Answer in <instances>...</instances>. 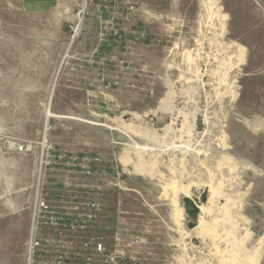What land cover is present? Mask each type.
I'll list each match as a JSON object with an SVG mask.
<instances>
[{
    "label": "rangeland",
    "instance_id": "rangeland-1",
    "mask_svg": "<svg viewBox=\"0 0 264 264\" xmlns=\"http://www.w3.org/2000/svg\"><path fill=\"white\" fill-rule=\"evenodd\" d=\"M136 1L139 11L116 21L122 29L145 28L150 35L128 42V50L124 43L103 44L105 65L93 56L100 30L97 7L87 6L88 49L77 47L80 37L70 55L85 53L90 60L84 68L94 95L89 99L86 92L87 111H54V99L34 90L49 83L54 91V16L69 37L65 54L69 27L84 0H60L57 9L45 12L27 9L23 0H0V264H27L38 189L53 198L54 188L65 182L79 196L102 203L88 234L103 233L108 251L137 257L136 264H264V131L243 121L264 119V0H219L211 24L204 0ZM8 38L9 48L1 44ZM187 50L197 58L193 64L186 60ZM220 54L237 65L232 90L216 98L213 87L222 92V86L214 84L217 77L205 65ZM102 73L121 85L100 93L96 79ZM177 116L185 125L181 138L172 139L170 122ZM109 119L130 120L144 135ZM16 142L29 150L17 151ZM54 147L56 153L99 156L105 176L85 177L67 165L54 169ZM222 153L241 163L220 170ZM142 164L158 169L163 182L137 173ZM189 182L192 194L198 196L202 187L208 193L193 228L173 189L174 183L181 191ZM134 235L143 241L132 246Z\"/></svg>",
    "mask_w": 264,
    "mask_h": 264
},
{
    "label": "built area",
    "instance_id": "built-area-1",
    "mask_svg": "<svg viewBox=\"0 0 264 264\" xmlns=\"http://www.w3.org/2000/svg\"><path fill=\"white\" fill-rule=\"evenodd\" d=\"M90 4L97 7L99 14V41L93 54L94 57L99 58V64H106L105 57H101L103 44L115 48L116 45L124 43L123 47L128 50L132 48V45L146 40L150 35L145 28L122 29L116 21L119 17L127 20L139 11L138 1L84 0L76 19L69 27L70 43L63 55L61 66L67 59L76 56L70 55V48L83 34L85 11ZM128 36L130 39H127ZM88 61L90 60L84 58L74 68L83 69ZM96 81L100 93L121 85L120 80L109 81L103 73L98 75ZM86 92L89 99L94 95L90 88ZM153 92V89L149 91V93ZM15 148L19 152L29 150L26 144L20 142L15 143ZM53 159L54 169L67 165L72 168L69 171H74L73 168L79 169L85 177L96 173L100 177L105 176V172L101 169L102 161L99 156H79L64 151L54 153ZM97 188H99L98 185ZM82 194L79 196L68 182H65L63 187L54 189L53 198L49 197L43 188L38 189L34 199L32 226L27 241V264H128L124 262L125 259H130L131 264L137 263V257L125 255L117 249L108 251L103 233L88 234L96 227L103 207L99 199ZM116 239L119 243L122 241L119 234ZM142 241L141 236L134 235L128 244L133 246Z\"/></svg>",
    "mask_w": 264,
    "mask_h": 264
},
{
    "label": "crops",
    "instance_id": "crops-1",
    "mask_svg": "<svg viewBox=\"0 0 264 264\" xmlns=\"http://www.w3.org/2000/svg\"><path fill=\"white\" fill-rule=\"evenodd\" d=\"M60 3V0H23V4L27 9H33L35 11L37 10L40 12L48 11L53 7L55 10L60 6ZM58 25V17L54 16V91L52 92L49 90V83L45 84L44 86L43 84H41V87L34 91L38 90L42 94V98L44 96L45 99L48 98L51 102L52 99H54V111H87L85 106L86 91L89 84L88 77L86 75L87 72L85 68H74L75 65L79 64L81 60L85 58L86 55L85 53H77V56L74 55L75 57H73L76 58L77 62L74 63L71 60V63L69 59L70 62L65 64V68L61 66L62 56L64 54L66 43L69 37L66 35L65 32L59 29ZM84 36V34L81 36L80 40L78 41L79 44L77 45V47H80L81 50H84L85 48L88 49L84 43ZM12 42L13 40L8 38L3 40L1 44L9 48V45ZM83 50L82 52H84ZM28 53L29 54L27 57L29 61L31 57V52L28 51ZM71 93H74V95L76 96V101L78 102H73V96ZM65 100H71L73 103L64 104L60 102ZM48 109L49 111H52L51 107H48L47 111ZM55 116L67 117V115H61L54 112V117ZM54 153H56L55 147ZM55 182L57 181H54V184ZM63 186L64 185H61L60 187Z\"/></svg>",
    "mask_w": 264,
    "mask_h": 264
},
{
    "label": "bare ground",
    "instance_id": "bare-ground-1",
    "mask_svg": "<svg viewBox=\"0 0 264 264\" xmlns=\"http://www.w3.org/2000/svg\"><path fill=\"white\" fill-rule=\"evenodd\" d=\"M205 8L207 9L208 11V16H209V22L211 24V21H213V19H215V16L217 14V9L219 7V0H204L203 2ZM207 14V13H206ZM203 19V18H202ZM201 19V20H202ZM202 22V21H200ZM213 23V22H212ZM201 24V23H200ZM214 24V23H213ZM212 24V25H213ZM216 24V23H215ZM214 30H218L217 28H213ZM215 34V33H214ZM216 43L215 44H218V37L216 36ZM214 39V40H215ZM213 40V41H214ZM212 42V41H211ZM203 44V43H202ZM199 46V45H198ZM198 52V51H197ZM186 55V60L188 62V64H193L197 58H195L194 56V53L191 52V51H186L185 53ZM197 56H200L199 52L197 53ZM202 57V56H201ZM184 58V57H183ZM201 60V59H200ZM211 60H213L211 62ZM216 64V65H214ZM236 65L237 63L233 61V59L231 58H226L224 56H222L221 54L219 56H210L207 60V63H206V68H205V71L206 72H209L211 75H213L214 77H217L216 79H212L213 81L215 80H218V82H214V84H219L222 86V92H219V91H215V87H213V92L215 94V97H219L220 94L222 95H228L230 93V91L232 90V71L236 68ZM170 66V65H169ZM210 68V69H208ZM189 70V69H188ZM194 71V70H193ZM200 70H197V72H199ZM192 72V71H191ZM193 73V72H192ZM195 75V74H194ZM183 78V77H182ZM191 78V77H190ZM198 80V79H197ZM212 81V82H213ZM199 82V81H198ZM203 82V81H202ZM173 84V83H172ZM203 84V83H202ZM175 85V83H174ZM173 85V86H174ZM180 85V84H179ZM183 85V84H182ZM204 85V84H203ZM202 85V86H203ZM173 88V87H172ZM179 88V87H178ZM181 88H185V87H181ZM205 89V88H204ZM209 90V89H208ZM183 91V90H182ZM181 91V92H182ZM186 91V90H185ZM204 92V91H203ZM176 93V92H175ZM205 97V96H204ZM215 98V99H216ZM193 101L195 100L194 98H191ZM195 103V102H194ZM178 114V113H177ZM179 115V114H178ZM205 115V114H204ZM189 116V115H188ZM183 117V116H182ZM206 119H207V123L209 122V117L206 116ZM109 121H111L112 124H115V125H123L127 128H129L130 130L134 131L137 135L138 134H143L142 131H140L138 129V127H136L135 125L132 124V122L130 120H127V119H124V120H115V119H109ZM243 121L246 125L250 126L251 128H254V129H259V130H263L264 131V119H259L258 121H255V120H250L248 118H243ZM183 121H181V116H177V118H173L171 120L170 123H172V130H171V136H172V139H174L175 136L177 137H180L181 133H182V125L184 126L185 124H182ZM186 123V122H185ZM201 123V122H200ZM205 123V122H204ZM188 127V126H186ZM205 131V130H204ZM203 131V132H204ZM184 132V131H183ZM144 135V134H143ZM188 136V135H187ZM191 136V135H190ZM181 138V137H180ZM189 138V137H188ZM185 140V139H184ZM182 141L184 143H187L186 141ZM200 142V141H199ZM188 146H193V145H190V142L187 143ZM195 147V146H194ZM195 149V148H194ZM146 151V150H145ZM205 151L206 148H205ZM159 155V154H157ZM174 157V156H173ZM220 163H219V168L221 170L222 166L223 165H227L229 166V169L232 170L234 169L236 166H237V163H241L238 162V161H235L236 159H234L233 157H231L228 153H222V156L220 157ZM131 159V158H130ZM128 160L127 162V166L130 164L131 160ZM243 165H249V166H252L254 169H255V165H251L249 162H246V161H243ZM159 165V164H158ZM158 168V167H157ZM172 168V167H171ZM128 169V167H127ZM137 173H141V174H144V175H149L151 177H158L160 176V179L161 182H163V176L164 175H161L159 174L160 171L158 169H155L154 167H151L150 169L147 168L144 164H142L140 166V168H138L136 170ZM176 176V175H174ZM178 178V177H177ZM169 183V182H168ZM167 183V184H168ZM181 185V184H180ZM166 186V185H165ZM168 186V185H167ZM178 184L177 183H174V186H173V189H174V192H175V195H176V199L178 201V203L180 204L182 210H183V215L185 214V209H184V205H183V202H182V199L184 196H194L193 191H192V183L190 184H183V188L181 189V191H179V189L177 188ZM171 187V186H170ZM202 190H206L204 189L203 187L201 188L200 192L198 193L199 195L197 196L198 199H200V194L202 193ZM172 191V190H171ZM196 203L198 204L199 208H200V215H201V208H202V202H198L196 201ZM200 215H199V220H200ZM199 220H198V223H199ZM198 225V224H197ZM196 225V226H197Z\"/></svg>",
    "mask_w": 264,
    "mask_h": 264
},
{
    "label": "water",
    "instance_id": "water-1",
    "mask_svg": "<svg viewBox=\"0 0 264 264\" xmlns=\"http://www.w3.org/2000/svg\"><path fill=\"white\" fill-rule=\"evenodd\" d=\"M160 119L157 118L156 121L158 122ZM207 190L202 191V193L200 194V199L197 198L196 195L192 196H184L182 199L183 205H184V209H185V215L188 216L189 220H188V228H193L199 220V215H200V208L198 206V204L196 203V201H198L199 203L202 202H206L207 201Z\"/></svg>",
    "mask_w": 264,
    "mask_h": 264
}]
</instances>
